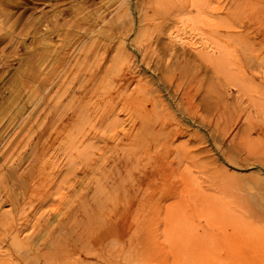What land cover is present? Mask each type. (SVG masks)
<instances>
[{"label":"rangeland","instance_id":"rangeland-1","mask_svg":"<svg viewBox=\"0 0 264 264\" xmlns=\"http://www.w3.org/2000/svg\"><path fill=\"white\" fill-rule=\"evenodd\" d=\"M12 232L31 264H264V0H0V264Z\"/></svg>","mask_w":264,"mask_h":264},{"label":"bare ground","instance_id":"bare-ground-1","mask_svg":"<svg viewBox=\"0 0 264 264\" xmlns=\"http://www.w3.org/2000/svg\"><path fill=\"white\" fill-rule=\"evenodd\" d=\"M140 1L142 2V0H140ZM145 1H146V0H145ZM148 1H149V0H147V2H148ZM140 5H141V4H140ZM148 6H149V5H148ZM169 29H171V28H169ZM168 31H169V30H168ZM178 31H179V30H178ZM171 32H172V31H171ZM171 32H168V33L166 32V33H167V35H171ZM173 32H174V31H173ZM173 32H172V33H173ZM172 35H173V34H172ZM172 35H171V36H172ZM174 35L177 36L176 33H174ZM174 35H173V38L175 37ZM183 36H184V35H183ZM181 37H182V36H181ZM168 38L172 39L171 37H168ZM204 38H205V37H204ZM176 39H177V40H176ZM179 39H183V38H180V37H179ZM179 39H178V38H175V40L177 41V43H179V42H178ZM184 39H185V38H184ZM188 41H189V40H188ZM192 42H193V41H192ZM192 42H189V43H190V45H189L190 47L192 46V45H191ZM186 43H187V42H186ZM186 43H185V44H186ZM189 43H188V44H189ZM195 43H196V42H195ZM200 43H201V42H200ZM169 44H170V43H169ZM181 44H182V43H181ZM195 45H196V44H195ZM195 45H194V46H195ZM194 46H193V47H194ZM186 47H187V46H186ZM164 48H165V47H164ZM191 48H192V47H191ZM194 48H195V47H194ZM191 51H192V50H191ZM145 52H146V51H145ZM149 52H150V51H149ZM195 52H196V51H195ZM195 52H194V53H195ZM203 52H204V51H203ZM197 53H200V52H197ZM208 53H209V52H208ZM148 54H149V53H148ZM203 54H204V53H203ZM195 55H196V54H195ZM200 55H202V53H201ZM149 57H150V55H148V58H149ZM198 57H199V56H198ZM198 57H197V58H198ZM202 57L205 58V60L207 61V59H208L207 54L202 55L201 58H202ZM151 58H152V57H151ZM151 58H150V59H151ZM209 58H210V57H209ZM213 59H214V58H213ZM151 60H152V59H151ZM159 60L161 61V59H159ZM211 60H212V58H210V61H211ZM142 61H143V60H142ZM202 61H203V60H202ZM210 61H209V62H210ZM149 62H150V61H149ZM182 62H183V61H182ZM188 62H189V61H188ZM150 63H151V62H150ZM157 63H158V61H157ZM162 63H163V62H162ZM162 63H161V64H162ZM213 63H214V62H213ZM147 64H149V63H147ZM147 64H146V65H147ZM182 64H183V63H182ZM144 65H145V64H144ZM184 65H186V63H185ZM158 66H159V65H158ZM182 66H183V65H182ZM187 66H188V65H187ZM187 66H185V67H187ZM180 67H181V66H180ZM92 68H93V67H92ZM188 68H189V67H188ZM178 71H180V70H178ZM181 72H182V71H181ZM176 73H178V72H176ZM129 74H130V73H129ZM179 74H180V73H179ZM182 75H183V72L181 73V76H182ZM196 75H197V74H196ZM125 76H127V74H126ZM130 76H131V74H130ZM90 77H91V76H90ZM90 77H89V78H90ZM193 77H194V76H193ZM169 78H170V77H169ZM179 78H180V76H178V77L175 76V80H179ZM126 79H128V78H126ZM133 79H134V77H133ZM135 79H136V78H135ZM135 79H134V80H135ZM171 79H172V78H170V80H171ZM95 80H96V79H95ZM134 80H133V81H134ZM136 80H137V79H136ZM136 80H135V82L138 83V81H136ZM195 80H196V79H195ZM127 81H128V80H127ZM172 81H173V79H172ZM172 81H171V83H172ZM191 81H192V80H191ZM130 82H132L131 78H130V80H129L128 83H130ZM179 82H183V80H182V81H179ZM179 82L177 81V83H179ZM126 83H127V82H126ZM92 84H95V83H92ZM139 84H141V83H139ZM137 85H138V84H137ZM176 85H178V84H176ZM179 85H180V84H179ZM140 86H141V85H140ZM141 87H142V86H141ZM179 87H180V86H179ZM188 87H189V86H188ZM198 87H199V86H198ZM136 88H138V87H136ZM195 88H196V87H195ZM181 90H182V88H181ZM181 90H180V92H181ZM186 90H187V89H186ZM137 91H138V90H137ZM140 92H141V91H140ZM182 92H183V91H182ZM205 92H206V91H205ZM187 94H188V93H187ZM204 94H205V93H204ZM206 94H207V92H206ZM128 95H130V94H128ZM133 95H134V94H133ZM207 95H208V94H207ZM211 95H212V94H211ZM143 96H144V95H143ZM123 97L126 98L125 95H124ZM123 97H122V98H123ZM182 97H183V96H182ZM140 98H141V97H140ZM151 98L153 99L154 97H151ZM203 98H204V96H203ZM203 98H202V99H203ZM206 98H207V97H206ZM129 99H130V98H129ZM131 99H132V98H131ZM131 99H130V100H131ZM155 99H156V98H155ZM123 100H125V99H123ZM158 100H159V99H158ZM184 100H185V99H184ZM149 101H150V100H149ZM127 102H128V101H127ZM129 102H131V101H129ZM121 103H122V101H121ZM133 103H134V102H133ZM138 103H140V102H138ZM123 104H124V103H123ZM142 104H143V103H142ZM151 104H152V103H151ZM136 105H137V104H136ZM138 105H139V104H138ZM154 105H155V104H154ZM154 105H153V107H154ZM148 106H149V105H148ZM148 106H147V109L149 108ZM140 107H141V106H140ZM142 108H143V107H142ZM133 109H134V108H133ZM136 109H138V108H136ZM140 109H141V108H140ZM136 111H137V110H136ZM148 111H149V110H148ZM134 112H135V111H134ZM137 112H138V111H137ZM139 112H140V110H139ZM152 112H153V111H152ZM150 113H151V112H150ZM156 113H159V112L157 111ZM166 113H167V112H166ZM146 114H147V113H146ZM146 114H144V115H146ZM153 114H154V113H153ZM164 114H165V113H164ZM158 115H159V114H158ZM158 115L156 114L155 117H156V116L158 117ZM167 115H168V113H167ZM148 117H149V115H148ZM166 117H167V116H166ZM156 119H157V118H156ZM153 120H155V119H153ZM169 120H170V119H169ZM140 121H141V120H140ZM142 121H143V120H142ZM142 121H141V123L143 124ZM163 121H165V120L163 119ZM146 122H147V120H146ZM146 122H145V123H146ZM151 122H152V121H151ZM151 122H150V123H151ZM153 122H154V121H153ZM110 123H111V122H110ZM162 123H163V122H162ZM135 125H137V124H135ZM144 125H145V124H144ZM147 125H149V123H147ZM164 125H165V124H164ZM165 126H166V125H165ZM178 126H179V125H178ZM140 127H142V126H140ZM146 127H147V126H144V129H145ZM123 128H124V127H123ZM123 128L121 127V130H124V131H125L126 128H125V129H123ZM142 128H143V127H142ZM158 128L161 129L162 126H161V128H160V127L157 125V123H152L149 127L146 128V130H147V129H150V132H151V130H153V129L156 130V129H158ZM177 128H179V127H177ZM135 129H136L135 127H131V128H129V129H127V130L132 131V130H135ZM159 129H158V131H159ZM162 129H163V128H162ZM166 129H167V128H166ZM140 130H141V129H140ZM181 130H183V129H181ZM122 132H123V131H122ZM139 132H140V131H139ZM150 132H149V133H150ZM151 133H152V132H151ZM12 218H13V217H11L10 220H11ZM43 220H44V219H43ZM9 222H10V221H9ZM12 222H13V220H12ZM27 222H28V221H27ZM45 222H46L45 225L49 227V225H50V223H51L50 220H49V221L47 220V221H45ZM10 223H11V222H10ZM25 223H26V221H25ZM39 223H40V222H39ZM12 224H13V223H12ZM41 224H43V222H42ZM26 225L30 226V225L27 224V223L25 224V226H26ZM51 225H52V224H51ZM28 226H27V227H28ZM31 226H32V225H31ZM41 226H42V225H41ZM16 227H17V226H16ZM14 228H15V227H14ZM23 228H25L24 225L22 226V231H23ZM28 228H29V227H28ZM41 229H44V227H41ZM46 229H47V227H46ZM13 230H14V229H13ZM15 230H16V228H15ZM18 230H21V227L18 228ZM58 230H60V229H58ZM71 230H72V229H71ZM44 231H45V230H44ZM48 231H49V229H48ZM61 231H62V230H61ZM19 232H20V231H19ZM19 232H18V233H19ZM37 232H38V231H37ZM59 232H60V231H52V230H50V231H49V234H48V232L46 233V234H48V236H47V241L42 242V244H41V245L43 246V248H45L46 251H45V253L43 252L44 254L41 253V254H43L41 258H44V259L46 258L47 260H48V258H54V257L57 258L58 255L56 256V255L54 254L53 251H51V250L49 251V250H48V246H50L49 248H51V246H52V249H53V247H54L53 244H55V242L53 243V241H54V237H55V234H56V233L59 234ZM67 232H68V231H67ZM67 232H66V233H67ZM12 233H13V235L11 234V235H12V238H11V244H12L13 247H15V251H14V248H13V251H14L16 254L14 253L15 256L12 257L13 260L10 261V262H8V264H25V263H26V264H31V263H27V262H25V258H26L25 255L29 256L28 254L30 253V252H29V249L27 248L26 245H23V243L20 242V239H18V233H17V234H14L15 232H12ZM40 233H41V231H40ZM40 233H39V235H40ZM36 234H37V233H36ZM36 234H35V235H36ZM46 234H45V235H46ZM79 234H80V233H79ZM86 235H87V234H86ZM8 236H10V235H8ZM57 236H58V235H57ZM31 237H32V235H31ZM34 237H35V236H34ZM34 237H33V238H30V240H31V242H34V243H35V244L33 243L34 245L37 246L38 243H40V242H38V241H39V238L41 237V235H40L38 238H34ZM36 237H37V235H36ZM60 239H61V238H60ZM26 240H27V239H26ZM21 241H23V240H21ZM24 241H25V240H24ZM27 241H28V240H27ZM57 243H59V242H57ZM57 243H56V245H57ZM30 244H31V243H30ZM66 244H67V243H66ZM58 245H59V244H58ZM25 246H26V247H25ZM30 246H31V245H30ZM39 246H40V244H39ZM44 246H45V247H44ZM67 247H68V246H67ZM37 248H38V247H37ZM43 248H42V249H43ZM59 248H60V247H59ZM38 249H39V248H38ZM42 249H41V250H42ZM56 249H57V248H56ZM65 249H66V248H65ZM65 249L62 248L63 251H64ZM34 250H35V247H34ZM39 250H40V249H39ZM39 250H38V252L40 253L41 250H40V251H39ZM13 251H12V252H13ZM54 251H55V250H54ZM56 251H57V250H56ZM56 251H55V253H56ZM65 251H67V249H66ZM5 252L7 253V256H8V252H10V251L7 252V250H5ZM5 252H4V253H5ZM38 252H37V253H38ZM67 252H68V251H67ZM26 253H27V254H26ZM64 253H65V252H64ZM59 254H61V250H59ZM65 254H66V253H65ZM70 254H71V253H70ZM5 255H6V254H5ZM7 256H6V257H7ZM31 256H32V254H31ZM31 256H30V257H31ZM40 256H41V255H40ZM40 256H39V257H40ZM8 257H9V256H8ZM10 257H11V256H10ZM58 257H59V256H58ZM62 257L64 258V256H61V258H62ZM65 257H67V256L65 255ZM31 258H32V257H31ZM56 258H55V259H56ZM9 259H10V258H9ZM34 259H36V258H34ZM57 259H58V258H57ZM59 259H60V258H59ZM32 263H33V262H32ZM1 264H2V263H1ZM6 264H7V263H6Z\"/></svg>","mask_w":264,"mask_h":264}]
</instances>
